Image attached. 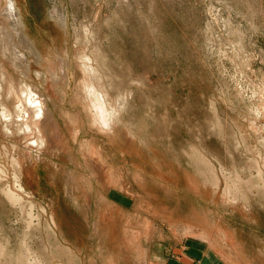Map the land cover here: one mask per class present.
<instances>
[{
    "label": "rangeland",
    "instance_id": "obj_1",
    "mask_svg": "<svg viewBox=\"0 0 264 264\" xmlns=\"http://www.w3.org/2000/svg\"><path fill=\"white\" fill-rule=\"evenodd\" d=\"M14 1L20 24L0 0V28L22 36L28 76L0 49V105L27 83L52 125L38 149L0 115V264H24L25 245L47 264H142L133 231L143 264L192 240L264 264V0ZM86 84L107 107L120 98L108 135ZM16 176L22 209L3 192Z\"/></svg>",
    "mask_w": 264,
    "mask_h": 264
},
{
    "label": "bare ground",
    "instance_id": "obj_2",
    "mask_svg": "<svg viewBox=\"0 0 264 264\" xmlns=\"http://www.w3.org/2000/svg\"><path fill=\"white\" fill-rule=\"evenodd\" d=\"M7 1V0H6ZM8 6H7V8H5L6 9V15H9V17H11L15 22H17V24L19 23V18H18V13H17V11H16V8H15V1L14 0H8ZM4 10V9H3ZM5 12V11H4ZM8 13V14H7ZM4 14V15H5ZM12 21V20H11ZM8 22V21H7ZM14 24H16V23H13V25ZM20 24V23H19ZM4 25V24H3ZM12 25V24H11ZM15 26V25H14ZM17 26V25H16ZM11 27V26H10ZM21 27V26H20ZM4 28V27H3ZM12 28V27H11ZM16 28V27H15ZM18 28V27H17ZM16 28V29H17ZM15 32H16V30H14ZM19 31V30H18ZM14 32V35L17 33H15ZM9 33V32H8ZM8 33H6L5 32V30L4 29H2V28H0V49H1V51H2V53H4V60H6L7 62H9V64L11 65V66H13L14 68L15 67H17V68H22L23 69V71H21V72H23V74L24 75H26V76H28L27 75V73H28V71H25V69H28V62H27V59H26V57H25V55L22 53L23 52V50H22V52L19 50V47L17 46V44L15 43V38L14 37H16L17 35H15V36H12V35H10V33L8 34ZM18 38L20 39V37H19V35H18ZM21 39H22V36H21ZM20 39V40H21ZM19 40V41H20ZM22 42V41H21ZM24 42V41H23ZM23 44H25V43H23ZM22 45V44H21ZM2 46H4V49L2 48ZM32 49V48H31ZM1 51H0V53H1ZM2 57V56H1ZM82 57H84V56H82ZM81 57V58H82ZM86 58V57H85ZM83 59V58H82ZM81 59V60H82ZM84 61V60H83ZM86 63H88L89 64V62H87V59H86V62H85V64ZM82 64H83V62H82ZM84 67H85V65H84ZM89 67V66H88ZM88 67H86V68H88ZM85 68V69H86ZM83 70H84V68H83ZM91 70V69H90ZM86 71H89V69L88 70H86ZM86 71L84 70V73H86ZM94 71H96V70H94ZM92 72V71H91ZM93 74L94 73H96V72H92ZM86 74H88V73H86ZM97 74V73H96ZM95 74V75H96ZM1 75L3 76H5V75H7L6 74V72L3 70V66H2V64H0V82H1V80H3V79H6V78H3V79H1L2 77H1ZM89 75V74H88ZM87 75V76H88ZM94 75V76H95ZM3 76V77H4ZM8 76V75H7ZM90 77H91V74L89 75ZM98 76V75H97ZM9 77V76H8ZM89 77V78H90ZM25 78H27V77H25ZM89 78H88V80H89ZM91 78H93V76L91 77ZM96 78V77H95ZM94 78V79H95ZM93 79V81L92 82H95L97 79H95L94 80ZM91 80V79H90ZM89 80V81H90ZM4 81V80H3ZM88 81V82H89ZM8 82V81H7ZM4 83H5V81H4ZM91 82H89V84H90ZM6 84V83H5ZM10 84V83H9ZM89 84H86V85H88V88H89V93H91L92 94V98H94V103L95 104H93V105H95V114H94V119H93V123L92 124H95V125H97V127L100 129V131H102L103 133H106L107 135H108V133H110V131L112 132V130H113V123H114V121H115V118L118 116V113H119V110H120V108L122 107L121 105H122V103H121V101H119L120 100V98H119V100L116 102L117 104L114 106V107H109V105H108V107L104 104V102L103 101H105L104 99H103V97L101 96V95H103V94H101L100 95V93H99V91L98 90H94V89H91L90 88V85ZM94 84V83H93ZM92 84V85H93ZM97 84V83H96ZM0 85H1V83H0ZM7 85V84H6ZM2 86V85H1ZM5 86V85H4ZM10 86V85H9ZM85 86V85H84ZM97 86V85H96ZM95 86V87H96ZM92 88H93V86H91ZM6 88V87H5ZM4 88V89H5ZM87 88V87H86ZM97 88L98 89H100V87H98L97 86ZM88 90V89H87ZM1 91H3L2 89H1ZM5 91H8L7 89H5ZM4 92V91H3ZM103 92V91H102ZM101 92V93H102ZM0 93H2V92H0ZM40 94V93H39ZM91 94H90V96H91ZM105 94V93H104ZM7 96H8V98L7 99H10V100H8V101H11L10 103L8 102V105H6V104H1L2 105V107H1V105H0V115L1 116H3V120H2V123H3V129H4V132L6 133V134H13V133H22V137H24L25 138V140H24V145H27L28 147H36V148H38V149H42V148H46L47 146H48V140L46 139V137L43 135V132H45L44 130H43V127L44 126H49L50 124L52 125V121H51V111L48 109V107L46 106V104H45V102L43 101V100H41L42 98H40V96L37 94V90H35V88H33L32 86H30V85H28L27 83H20V84H16V83H13V85H12V83H11V86H10V88H9V91H8V94H7ZM6 96V97H7ZM89 96V97H90ZM106 96V95H105ZM1 98H3L2 97V95H1ZM91 98V97H90ZM13 99H14V101H15V99H16V101L15 102H13ZM86 99V98H85ZM5 100V99H4ZM121 100H123V102H124V99H121ZM6 102V103H7ZM5 103V102H4ZM90 103V102H89ZM93 105L91 106L92 107V109H93ZM89 109V108H88ZM90 111H92V110H90ZM91 118H92V116H91ZM51 127V126H50ZM46 128V127H45ZM43 131V132H42ZM56 132V131H55ZM5 134V135H6ZM11 134V135H12ZM55 134V133H54ZM56 134H57V132H56ZM55 134V136L53 137V138H55V140L57 139V135ZM14 135V134H13ZM20 136V135H19ZM53 138L51 139V140H53ZM49 144H50V140H49ZM27 147V148H28ZM6 149V148H5ZM34 149V148H33ZM38 151V150H37ZM1 154V153H0ZM86 156H87V154H86ZM92 156V155H91ZM97 157V156H96ZM98 158V157H97ZM94 159V158H93ZM96 159V158H95ZM204 161V160H203ZM21 164V163H20ZM20 164H18V165H20ZM94 165H95V167H96V170H98V171H102V169H101V167L102 166H100L99 165V162L96 160L95 162H94ZM92 167V166H91ZM19 168V167H18ZM94 170V169H93ZM109 170V169H108ZM104 171H105V169H104ZM104 175V174H103ZM7 177V176H6ZM105 177V176H104ZM102 179H103V176L101 177ZM109 183H113V181H112V179L111 180H109L108 181ZM212 183V182H211ZM216 184V183H215ZM15 186H16V192H14V191H12V190H10V189H4V195L12 202V204L13 205H17L20 209H22L23 208V204H24V201H26L25 199H24V196H23V194H25V196L29 199L30 198V193L29 192H27L25 189H24V187H23V185H22V182H21V180H20V177L19 176H16V184H15ZM194 186V185H193ZM108 187V186H107ZM215 188H216V186H214ZM195 189H197V188H195ZM3 190V189H2ZM215 190H217V189H215ZM227 195H229V194H227ZM230 200V199H229ZM233 200V199H232ZM28 202V201H27ZM230 204V203H229ZM29 205V204H28ZM27 206V205H26ZM27 207H29V206H27ZM30 207H32V206H30ZM29 207V208H30ZM34 207V206H33ZM104 210V209H103ZM102 211V210H101ZM110 211V210H109ZM31 212V211H30ZM107 213H108V211H107ZM115 213V212H114ZM26 214H28L27 216H29V217H33V215L31 214V213H29V212H26L25 213V215ZM109 214V213H108ZM35 216V215H34ZM105 218V217H104ZM52 220L51 221H53V218H51ZM109 219V218H108ZM32 220V219H31ZM99 221V220H98ZM204 221V220H203ZM26 222H28V221H26ZM206 223V222H205ZM30 224V223H29ZM31 225H32V223H31ZM111 225V224H110ZM27 226H28V224H27ZM208 226V225H207ZM29 227V226H28ZM209 227V226H208ZM144 228V227H143ZM142 228V229H143ZM129 229V228H128ZM189 229V228H188ZM215 229V228H214ZM206 230V229H205ZM223 230V229H222ZM116 231V230H115ZM208 231V230H207ZM217 231V230H216ZM127 232V231H126ZM191 232V231H190ZM194 232V231H193ZM218 232H221V230L220 231H218ZM227 232V231H226ZM196 233L198 234V232L196 231ZM210 233V232H209ZM229 233V232H228ZM141 234V233H140ZM146 234H148V233H146ZM196 234V235H197ZM206 234V233H205ZM216 234H218V233H216ZM216 234L214 235V236H216ZM26 235V234H25ZM126 235V234H125ZM131 236H127L126 235V237H125V239H126V243H128L130 246H127V247H131V248H128V249H130V250H132V252H133V254L135 253V255H136V257L138 258V260L143 264L144 262V260L142 259L143 257H141V254H140V246H139V239H140V235H139V233L137 232V231H133L131 234H130ZM206 235H208V234H206ZM212 235V234H211ZM221 235H223V233L222 234H220V238L221 239H223V237H224V239H226L225 238V236H221ZM199 236V235H198ZM210 236V235H209ZM229 236V235H228ZM233 236V235H232ZM231 236V237H232ZM124 237V236H123ZM142 237V236H141ZM217 237V236H216ZM216 237H214V238H216ZM227 237V236H226ZM206 238V237H205ZM204 238V239H205ZM124 239V240H125ZM227 239H228V237H227ZM230 239V238H229ZM228 239V240H229ZM123 240V241H124ZM208 240V239H207ZM210 240V239H209ZM213 240V239H212ZM215 240V239H214ZM220 240V239H219ZM232 240V239H231ZM231 240H230V242H231ZM142 241V240H141ZM211 241V240H210ZM213 242V241H212ZM223 242H227V241H223ZM22 243H25V241L24 242H22ZM211 243V242H210ZM214 243V242H213ZM217 243V242H216ZM220 243H222V242H220ZM234 243H236V241L235 242H233V244ZM212 244V243H211ZM219 244V243H218ZM228 244V243H227ZM24 245V244H23ZM229 246H231L232 244H228ZM235 245V244H234ZM228 246V247H229ZM233 246V245H232ZM221 247V246H220ZM224 247V246H223ZM227 248V247H226ZM234 248H236V245H235V247ZM238 249H239V247H237ZM237 248H236V250H237ZM219 249V248H218ZM143 250V249H142ZM222 250H223V248H222ZM3 251H5V250H3ZM229 251V250H228ZM227 251V252H228ZM233 252V251H232ZM237 252H239V251H237ZM142 253V252H141ZM221 253V252H220ZM23 257L22 258H24V261H19V263H24V264H47V262L46 261H43V260H41L38 256V258L36 259L35 258V256L32 258V259H30V257L33 255L32 254V251H31V249H30V247L28 246H26L25 245V249H24V251H23ZM240 254V253H239ZM20 255V254H19ZM233 256H235L234 255V253L232 254ZM22 256V255H21ZM224 256H226V254L224 255ZM228 254H227V258H228ZM231 256V255H230ZM141 257V258H140ZM236 257V256H235ZM238 257V256H237ZM236 257V258H237ZM19 259H21V258H19ZM114 259V258H113ZM141 259V260H140ZM231 260H232V258H231ZM32 261H34V263L32 262ZM111 263V262H110ZM49 264V263H48ZM60 264H63V263H60Z\"/></svg>",
    "mask_w": 264,
    "mask_h": 264
},
{
    "label": "crops",
    "instance_id": "obj_3",
    "mask_svg": "<svg viewBox=\"0 0 264 264\" xmlns=\"http://www.w3.org/2000/svg\"><path fill=\"white\" fill-rule=\"evenodd\" d=\"M193 243V244H191ZM164 264H226L206 247L202 241L192 240L185 243L179 252L169 257Z\"/></svg>",
    "mask_w": 264,
    "mask_h": 264
}]
</instances>
